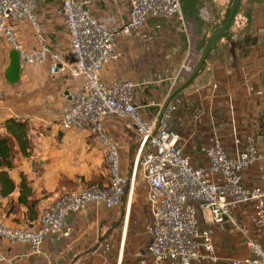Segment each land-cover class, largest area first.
Returning <instances> with one entry per match:
<instances>
[{"label":"crops","instance_id":"0c3cea01","mask_svg":"<svg viewBox=\"0 0 264 264\" xmlns=\"http://www.w3.org/2000/svg\"><path fill=\"white\" fill-rule=\"evenodd\" d=\"M28 1L38 16L47 46L71 60L61 0ZM230 1L181 0L184 23L178 17L148 19L143 27L117 40L122 55L103 68L102 81L105 84L115 80L135 82L136 102L143 107V115H153L158 104L165 101L172 78L180 72L178 86L190 75L203 42L225 18ZM90 8L113 28L121 27L129 19L128 0H91ZM18 28L26 47H40V40L29 21H19ZM157 36L161 48L151 52L150 44ZM11 50L0 39V131L5 133L3 124L9 117L29 123L33 147L27 156L17 150L10 172L16 182L21 173L26 176L34 191L31 198L39 201V217L42 209L61 193L89 184L106 183V151L70 149L75 133L59 129V118L70 104L69 93L82 86V79L72 78L66 72L53 76L46 64H36L23 66L19 80L9 82L5 71L10 65ZM176 98L181 102L175 116L177 130L186 149L196 158L215 135L229 143L233 126L242 135L264 130V0L241 1L230 31L209 53L195 79ZM132 151L130 149L127 172L122 160L125 173H129L132 166ZM94 170L96 178H93ZM261 178L258 168L245 171L248 184ZM17 196L18 190L11 196L0 197V213L7 217L19 216L18 222L24 224L19 226H30L38 218L28 221L26 206L16 204L15 210L8 212L11 201H16ZM110 210L92 204L86 210L69 215L72 234L46 239L40 252L32 251L27 244H11L4 239H0V249L16 264H111L108 255L101 254L112 244L107 225ZM238 217L264 248V225L254 226L251 207L240 211ZM132 230L126 235L127 258L121 264H139V253L147 247L140 235L144 232L142 228ZM212 232L219 260L216 263L205 260L201 264H236L235 259L249 255L243 235L230 223L213 225ZM221 235L227 236L225 246L218 243ZM234 240L242 243L241 249L230 243ZM132 256L137 257V263H133L137 260L130 263Z\"/></svg>","mask_w":264,"mask_h":264},{"label":"built area","instance_id":"2783aa9c","mask_svg":"<svg viewBox=\"0 0 264 264\" xmlns=\"http://www.w3.org/2000/svg\"><path fill=\"white\" fill-rule=\"evenodd\" d=\"M91 0H61L72 59L51 50L45 43L40 22L28 0H0V39L19 52L21 66L46 64L53 76L66 72L82 79V86L69 93L70 104L59 118L62 129H88L97 134L106 151L108 181L61 193L42 209L30 226H13L0 217V239L27 244L40 252L48 238L69 237L68 216L90 205L113 209L135 184V174L122 170L121 148L106 131L110 117L128 121L136 136L135 170L148 186L151 222L150 241L139 264H201L218 262L212 226L230 223L245 239L249 255L236 264H264V248L238 217L251 207L254 226L264 225V130L240 134L231 127L230 142L215 135L196 158L186 149L175 116L181 102L176 96L165 106L177 86L180 72L172 78L165 101L145 117L136 102L137 84L131 80L102 81L103 68L122 53L117 40L143 27L150 18L183 21L181 0H128L129 19L113 28L90 8ZM30 21L40 47L29 49L20 39L18 22ZM165 106V107H164ZM264 121V116H263ZM258 168L262 178L245 181V171ZM0 263L16 264L0 249Z\"/></svg>","mask_w":264,"mask_h":264},{"label":"rangeland","instance_id":"374dc122","mask_svg":"<svg viewBox=\"0 0 264 264\" xmlns=\"http://www.w3.org/2000/svg\"><path fill=\"white\" fill-rule=\"evenodd\" d=\"M233 2L234 0H231L229 3H231L232 5ZM36 15L37 14H35V17L38 19V16ZM183 30L186 32L185 27L183 28ZM143 33L147 34L146 31H144ZM161 45L162 44L160 42L159 37L153 39L152 44H150L151 52L157 51L156 49L161 48ZM106 123H107L106 124L107 133L109 134L110 137H112L115 141L119 143L120 148L122 150V156H123L122 160H123L125 172H127L128 170V159H129L130 149L133 150L131 153V159H132V168L135 170L136 147L133 148V145L136 144V136L133 129L128 126V121L117 117H110L109 119H107ZM59 129L62 128L60 127ZM68 131L75 133L74 139H72L69 144L70 149H105L102 142L98 140L97 134L92 132L91 130L73 128ZM134 170H133V174H135L136 177L135 184L130 187L129 191L127 192V195L124 196V198L119 203V205H117L115 208L110 210V221L107 225L110 227L109 235L111 236L110 241H112L111 242L112 244H110L109 247L105 248V251H103L101 254L108 255V260L111 262V264H121V262H123V260L127 258L125 240H126V235H129L130 231H133L132 228L136 229L138 227H141L142 230L144 231L140 233V235H142L144 240V244H145L144 247H146L150 241V233L148 231V225L151 222L152 217L147 200V185L142 176L140 169L138 168L137 172ZM95 171L96 170H94L93 175L95 176L93 178H96L97 176V174H95ZM107 174H108V168H107ZM245 208L247 207H244V209ZM7 209L8 206L5 207V211H7ZM0 217L5 219L10 225L13 226H17V225L19 226V224H23L18 222L20 218L19 216L7 217L5 213H0ZM226 240H227V236L221 235L219 237V242H218L219 245L225 246ZM237 242L238 240H234L233 242L230 243H232L234 247L237 246L236 249H241L242 243L240 241L238 243ZM135 258L137 257L132 256L130 258V263L133 260H137ZM137 262L138 260L133 263H137Z\"/></svg>","mask_w":264,"mask_h":264},{"label":"trees","instance_id":"16d2710c","mask_svg":"<svg viewBox=\"0 0 264 264\" xmlns=\"http://www.w3.org/2000/svg\"><path fill=\"white\" fill-rule=\"evenodd\" d=\"M231 4L227 8L225 18L227 17ZM224 19L220 23L224 22ZM218 23V24H220ZM205 41L203 42L204 45ZM203 47V46H202ZM5 133L0 131V197L11 196L18 190L16 201L12 200L8 212L15 210V205L27 207V220L33 221L38 218V199L31 198L34 194L24 173H21L19 182H16L11 176V169L15 165V156L17 150L23 155H29L33 143L30 137L29 123L25 119L18 117H9L3 124ZM1 207V202H0Z\"/></svg>","mask_w":264,"mask_h":264},{"label":"water","instance_id":"95a60500","mask_svg":"<svg viewBox=\"0 0 264 264\" xmlns=\"http://www.w3.org/2000/svg\"><path fill=\"white\" fill-rule=\"evenodd\" d=\"M242 0H234L231 9L225 18L224 22L216 25L214 29L209 33L207 36L205 43L201 49L200 57L193 68L190 75L185 79L184 82H182L180 85H178L172 93L169 95L168 99L165 102V106L182 90H184L192 80L195 79V77L198 75L200 70L202 69L203 65L205 64L207 57L209 53L213 50V48L225 37V35L230 31L233 21L235 19L236 13L238 11V8L241 4ZM11 56V63L6 71V76L8 81L15 82L20 77V71H21V60L19 52L15 49H12L10 51ZM164 106V107H165ZM137 144L133 145V148H135Z\"/></svg>","mask_w":264,"mask_h":264}]
</instances>
